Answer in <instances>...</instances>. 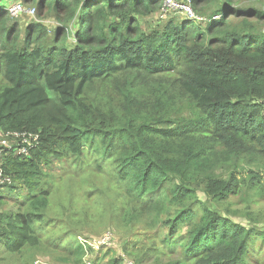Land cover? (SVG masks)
<instances>
[{"label": "trees", "instance_id": "1", "mask_svg": "<svg viewBox=\"0 0 264 264\" xmlns=\"http://www.w3.org/2000/svg\"><path fill=\"white\" fill-rule=\"evenodd\" d=\"M236 1L191 0L197 14L217 7L209 17L219 19L202 27L169 17L150 33L137 20L158 13L159 0L16 2L53 17L50 35L0 0V131L40 135L30 157L2 161L1 250L66 249L38 224L51 199L42 167L87 153L126 194L132 219L167 216L168 240L188 226L182 258L166 264L254 262L249 247L254 238L264 245V227L217 212L248 189L264 192V10ZM244 165L258 170L238 177Z\"/></svg>", "mask_w": 264, "mask_h": 264}, {"label": "rangeland", "instance_id": "2", "mask_svg": "<svg viewBox=\"0 0 264 264\" xmlns=\"http://www.w3.org/2000/svg\"><path fill=\"white\" fill-rule=\"evenodd\" d=\"M4 1L13 4L22 0ZM235 6L242 10H264V0H237ZM32 7L35 8V5ZM216 8L200 14L194 8L196 15L206 19L205 22L194 23L204 27L214 17L219 19L218 15L209 17ZM169 17L177 22L183 19L173 14L161 18L159 11L154 16H143L137 21L143 31L150 33L157 26V21H165ZM242 19H230L231 25L241 26ZM19 20L22 25L32 21L40 23L50 35L57 26V22L48 14L40 19L36 14L22 15ZM256 28L264 32L263 24ZM89 162L90 156L85 153L81 157L55 159L49 166L42 167V178L51 190V199L48 210L38 224L43 228L45 240L57 241L61 238L66 249L41 253L25 250L21 256H11L0 249V264H135L136 260L166 264L182 258L188 226L177 229L174 237L168 240L169 228L165 225L167 216H158L151 211L139 220L132 219L129 214L132 203L123 191L117 189L115 178L107 170L97 171ZM257 170V166L244 165L237 168L235 174L247 178L250 171ZM16 185L21 196L26 197L27 188L18 182ZM261 190L259 187L248 189L222 203L217 212L247 228L262 229L264 192ZM44 223H51V227ZM106 234H109L110 241L106 245L99 243ZM101 235L103 237L97 239ZM253 241L249 252L255 260L251 263L260 264L264 259V245L261 246L257 238Z\"/></svg>", "mask_w": 264, "mask_h": 264}, {"label": "built area", "instance_id": "3", "mask_svg": "<svg viewBox=\"0 0 264 264\" xmlns=\"http://www.w3.org/2000/svg\"><path fill=\"white\" fill-rule=\"evenodd\" d=\"M161 2L160 17L165 18L168 14L180 15L188 20L205 22L206 19L197 16L192 8L191 0H159ZM8 13L12 18H17L23 14L33 16L35 8H24L22 4H14L8 8ZM215 17L214 19H217ZM40 135L37 132H3L0 131V191L6 184L10 183V177L4 174L1 169L5 155L14 154L28 158L31 152L39 145ZM103 237V236H102ZM101 237V238H102ZM110 241L109 234H106L99 243L105 244ZM109 245V243H108Z\"/></svg>", "mask_w": 264, "mask_h": 264}, {"label": "clouds", "instance_id": "4", "mask_svg": "<svg viewBox=\"0 0 264 264\" xmlns=\"http://www.w3.org/2000/svg\"><path fill=\"white\" fill-rule=\"evenodd\" d=\"M191 5H192V3H191ZM161 8V7H160ZM193 8V7H192ZM193 11H194V9H193ZM194 13H195V11H194ZM196 14V13H195ZM178 16H180V15H178ZM198 16V15H197ZM180 17H182V16H180ZM182 18H184V17H182ZM215 18V17H214ZM184 19H186V18H184ZM188 20V19H187ZM214 20H216V19H214ZM190 21H192V20H190ZM193 22H197V21H193ZM208 22V21H207ZM198 23H202V22H198Z\"/></svg>", "mask_w": 264, "mask_h": 264}]
</instances>
